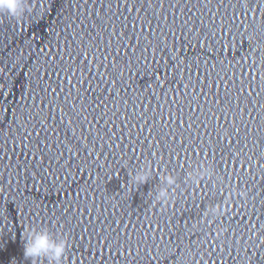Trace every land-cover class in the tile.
I'll list each match as a JSON object with an SVG mask.
<instances>
[{
  "label": "water",
  "instance_id": "water-1",
  "mask_svg": "<svg viewBox=\"0 0 264 264\" xmlns=\"http://www.w3.org/2000/svg\"><path fill=\"white\" fill-rule=\"evenodd\" d=\"M34 230L59 264H264V0L0 13V264H49Z\"/></svg>",
  "mask_w": 264,
  "mask_h": 264
},
{
  "label": "clouds",
  "instance_id": "clouds-1",
  "mask_svg": "<svg viewBox=\"0 0 264 264\" xmlns=\"http://www.w3.org/2000/svg\"><path fill=\"white\" fill-rule=\"evenodd\" d=\"M25 11V0H0V13H6L11 17L21 16ZM210 175L209 169H202L193 174L192 179L199 176ZM137 185L146 183L148 174L143 170L138 171L132 178ZM176 182L175 177L168 175L162 180L160 187L155 194L157 201H165L169 196V187ZM211 211H215L214 209ZM66 242L64 239L53 238L47 230L31 231L23 245V256L27 260H38L45 258L49 264H59L64 255Z\"/></svg>",
  "mask_w": 264,
  "mask_h": 264
}]
</instances>
